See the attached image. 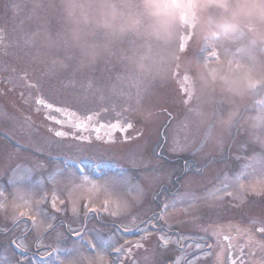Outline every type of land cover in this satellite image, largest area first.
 I'll return each mask as SVG.
<instances>
[{"label":"rangeland","instance_id":"obj_1","mask_svg":"<svg viewBox=\"0 0 264 264\" xmlns=\"http://www.w3.org/2000/svg\"><path fill=\"white\" fill-rule=\"evenodd\" d=\"M1 5L5 6L0 11V27L6 46L4 54L0 53L5 92L0 93V187L5 189L0 197V264H67L66 250L82 238L86 247L87 241L96 243L99 234L109 241L107 247L121 248L136 239L137 233L151 234L150 224L137 226L144 217L139 210L153 205L151 187L163 180L171 182L180 165L177 160L164 162L159 158L162 154L181 160L192 157L196 160L193 170H202L180 179L181 198L166 200L163 215L173 228L174 245L190 247L185 253L196 250L197 244H186L184 239H214L215 229L226 224L239 225L264 243V233L255 231L259 225L264 227V194H257L264 193V85L241 97L205 83L194 66L200 60L196 35L179 58L180 32L170 47L157 46L148 59H141L134 38L115 40L85 54L69 36L61 0H6ZM223 54L247 59L239 46H229ZM256 55L264 61V52L257 50ZM175 66L178 74L189 73L185 94L172 76ZM24 71L47 100L78 112L100 110L104 117L121 110L133 119L132 133L138 135L125 144L82 143L11 125L10 118L29 113L34 103V92L21 76ZM18 90L25 95L19 98ZM6 130L26 146L8 137ZM163 139L167 146L157 155ZM55 153L91 158L111 167L121 161L132 170L92 171L83 166L81 173L49 161ZM85 175L97 187L85 185ZM13 176L15 188L10 183ZM53 196L58 197L56 208ZM24 201L32 211L14 221L19 209L13 204ZM105 207L107 212L100 211ZM90 208L97 211L90 212ZM33 215L40 221L38 226L32 222ZM21 243L24 247L17 246ZM260 251L264 253V248ZM30 253L51 255L41 262L37 256L33 260L24 256ZM152 253L143 264H163L173 251L155 244ZM200 253L204 254L200 264L212 263L208 252ZM108 256L115 258L117 253L110 251Z\"/></svg>","mask_w":264,"mask_h":264},{"label":"clouds","instance_id":"obj_2","mask_svg":"<svg viewBox=\"0 0 264 264\" xmlns=\"http://www.w3.org/2000/svg\"><path fill=\"white\" fill-rule=\"evenodd\" d=\"M71 39L88 54L112 41L134 38L141 59L170 47L178 32L192 30L205 56L195 62L200 78L245 96L264 85V0H61ZM239 46L247 59L224 55ZM68 264V262H67ZM71 264H111L103 251L85 252Z\"/></svg>","mask_w":264,"mask_h":264},{"label":"snow or ice","instance_id":"obj_3","mask_svg":"<svg viewBox=\"0 0 264 264\" xmlns=\"http://www.w3.org/2000/svg\"><path fill=\"white\" fill-rule=\"evenodd\" d=\"M38 103L46 108H48L49 110H55L58 113H61L65 119L63 120H56L55 117H49V119L54 120L56 123L61 124L62 126L66 123L69 127H72L76 130V132H84L89 130V126H90V122L93 120L92 116H88L87 119H77L76 113L65 109V108H54L53 105L51 104H47L45 101H43L42 99L40 101H38ZM132 127L131 124H128L127 126H122L120 122H116L114 124H110V125H105V124H100L97 126H92L91 130L97 133V139H100L99 133L102 129H106L107 131V140L109 143H111L113 141V136H114V132L119 131L121 133H126L128 131V129H130ZM55 135L57 137H68L69 133L64 132V131H57L55 133ZM74 135V134H73ZM74 138L80 141H85V140H90V137H84V136H75ZM83 182L85 185L87 184H91L92 187H97V185L95 184V182L90 180V177H88L87 175H85L83 177ZM10 183L14 186L16 185V177L13 176L10 179ZM252 191L257 192L256 188L253 187ZM4 192L5 189H3L2 187H0V197L4 196ZM258 195L260 194H264L261 192H257ZM20 199H23L22 197H20ZM57 200L58 197L53 196L52 198V207L56 208V204H57ZM89 203H91V201H89ZM108 201H105V204H107ZM13 207L15 209H19L18 212V216H14L13 220L15 221L16 219L20 218V217H24L29 215V213H31L32 208L31 205L27 202L24 201L23 203H15L13 204ZM168 207V205H164V208L166 209ZM0 208H3V205L0 204ZM73 212L76 213L78 211V209L75 207V204L73 206ZM57 211H59V209L57 208ZM90 212H96L97 210L95 208H90L89 209ZM100 211L102 212H107L108 208L105 207L103 209H100ZM116 213H113V215H115ZM33 224L35 225H39L40 221L37 220L36 216L33 215L31 217ZM54 219V217H53ZM154 219H156L157 221H162L163 220V216L160 214H156V216L154 217ZM48 227H52L51 224L48 225ZM151 227H155V225H151ZM143 231L147 232V229H144ZM259 231L261 233H264V228H260ZM161 241L165 244V246H167L168 240L161 236L160 237ZM227 239V238H226ZM260 243L261 247L264 248V243L262 242H257ZM109 244V241L104 240L102 236H100L99 234H97L96 236V243H92L91 241H87L86 242V247H85V241L82 238L80 243L78 244H74L72 248L67 249L66 251L68 252L69 255V259H68V264H71V262L73 261L74 258H82L83 254L85 252H88L89 250L94 251V252H99V251H103L105 253H109L110 251H114L115 253H117V257H118V264H119V254H121L122 249L121 248H117V247H112L109 248L107 247V245ZM113 244H114V240H113ZM18 247H24V245L18 244ZM136 247H142L141 244H137ZM197 247H202V245H197ZM211 247V246H209ZM59 251V250H58ZM129 253L131 252V249L127 250ZM179 261V258H178ZM18 264H23V261H19ZM60 264H64L63 261L60 262ZM232 264H237V262L235 260L232 261Z\"/></svg>","mask_w":264,"mask_h":264},{"label":"flooded vegetation","instance_id":"obj_4","mask_svg":"<svg viewBox=\"0 0 264 264\" xmlns=\"http://www.w3.org/2000/svg\"><path fill=\"white\" fill-rule=\"evenodd\" d=\"M183 78L186 80V82H188V80H187V78H186L185 75L183 76ZM182 89L185 90V87L183 86ZM43 111H44V116H45L48 120H50V121H49L50 124H49V125H46V127H47V129H49L51 132L56 133L57 131H63V130L65 129V131H66L67 133H69V136H68V137H69L70 139H73V140H77V139L74 138V135H75V136L90 137V140H85V141H92L93 139H97V133L94 132V131H92L91 128H92V126H96V124H98V122H100V115H98V116H93V120L90 122L89 130L84 131V132H76V130H75L74 128L69 127L67 124H64V125L62 126L61 124H58V123H56L55 121L49 119V117H52V116H50V114H49L46 110L43 109ZM59 114H60L61 117L63 116L61 113H59ZM59 114H58V115H59ZM48 116H49V117H48ZM116 117H117V118L115 119V121L120 122L122 126H125V124H123V123L125 122V117H124V116H118V115H116ZM59 118H60V117H59ZM60 119H65V118H64V116H63V117L60 118ZM77 119H85V120H86V119H87V115L82 114L81 117H78V116H77ZM106 122H107V123H110L111 120L108 119V120H106ZM127 122L130 123L131 121L128 120ZM131 123H132V127L130 128V130H132V129L134 128L133 122H131ZM73 134H74V135H73ZM99 136H100V140H104V139L107 138V135H105V134L102 133V132L99 133ZM133 136H134V135H129V130H128L126 133H121V132H119V131H116L115 134H114V143H115V142H116V143L128 142L129 140H131V138H132ZM180 174H181V173H180ZM180 174H178V176H179ZM171 180H172V182H173L174 184L178 183V182H177L178 179H176V178H172ZM167 181H168V180L163 181V182L161 183V185H160V189H157V193H163V192L165 193V195L163 196V199H165V197L170 196V195H172L175 191H177V188H173V189H171V188L169 187L170 184H169ZM174 184H173V185H174ZM158 195H159V194H158ZM153 200L156 201V202H159L156 198H153ZM138 243L142 245V247H139V248H148V249H151L152 239H151V238H148V237L139 238L138 241L132 243V244L128 247V249H131V252H130V253L128 252L126 255H124V259H125L126 257H129L130 259H134L135 257H137V256L139 255V253L137 252L138 247H136V245H137ZM140 256H143V255L141 254ZM147 256H149V254L146 255V257H147ZM120 260H121V258H120ZM120 264H122V262H120Z\"/></svg>","mask_w":264,"mask_h":264},{"label":"water","instance_id":"obj_5","mask_svg":"<svg viewBox=\"0 0 264 264\" xmlns=\"http://www.w3.org/2000/svg\"><path fill=\"white\" fill-rule=\"evenodd\" d=\"M189 37H190L189 35H182L181 36V44H180V49L181 50L185 48L186 43H187Z\"/></svg>","mask_w":264,"mask_h":264}]
</instances>
